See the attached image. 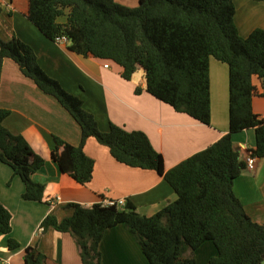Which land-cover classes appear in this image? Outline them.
Segmentation results:
<instances>
[{
	"label": "trees",
	"instance_id": "16d2710c",
	"mask_svg": "<svg viewBox=\"0 0 264 264\" xmlns=\"http://www.w3.org/2000/svg\"><path fill=\"white\" fill-rule=\"evenodd\" d=\"M234 14L233 0H138L135 7L115 0H28L27 18L44 36L51 40L66 36L72 52L115 62L124 79L141 67L149 94L204 124L210 122L209 59L227 65L228 132L168 170L144 132L115 124L101 131L82 100L39 66L30 45L16 36L0 37V73L4 58L12 59L79 125L78 145L52 136L51 158L63 173L80 184L91 180L94 161L84 152V145L93 137L116 161L162 175L176 194L175 200L150 216L139 214L131 201L124 208L101 202L90 207L70 203V217L59 221L53 215L45 216L42 229L69 233L82 264H100L99 242L106 229L118 224L134 237L149 264H196L194 251L205 241H211L217 252L208 264L263 261L264 223L248 216L233 191V181L246 164L232 135L253 129L252 153L264 157V119L252 109L256 93L252 77L264 87V29L256 28L243 38ZM61 17L63 22L58 21ZM9 113L0 108V162L24 183L22 198L40 202L44 185L31 175L44 160L21 135L4 127ZM10 231L11 213L0 202V233ZM7 243L10 249L19 247L13 238ZM23 261L46 264V257L27 246Z\"/></svg>",
	"mask_w": 264,
	"mask_h": 264
},
{
	"label": "crops",
	"instance_id": "0c3cea01",
	"mask_svg": "<svg viewBox=\"0 0 264 264\" xmlns=\"http://www.w3.org/2000/svg\"><path fill=\"white\" fill-rule=\"evenodd\" d=\"M115 1L128 7L138 5V0ZM233 3L234 22L241 37H247L256 28L264 29V0H233ZM27 11L28 0H0V37L9 40L16 36L30 45L39 66L67 92L82 100L83 108L94 116L101 131H108L110 124H115L129 131L144 132L152 147L162 155L166 170L228 132V67L225 63L213 57L209 59L210 122L204 124L149 94L141 67L130 79H124L121 66L115 62L82 56L68 49V44L44 36L28 20ZM64 20L63 17L58 19ZM252 83L256 87L252 109L264 118V87L256 76L252 77ZM0 108L10 111L3 120L4 127L21 135L44 160L42 167L31 175L32 180L44 185L40 202L24 200V183L8 165L0 162V202L11 213L10 233H0L1 264H24L27 246L43 253L46 264H82L79 249L69 233L52 227L38 230L47 215L59 221L70 217L73 213V208L68 206L70 203L90 207L104 199L123 198L131 201L139 214L150 216L175 200L174 190L162 175L116 161L108 148L93 137L84 145V152L94 161L91 180L80 184L63 173L51 158L52 136L78 145L79 125L10 58H4L1 68ZM232 141L244 159L245 151L255 147L254 130L235 133ZM233 191L248 216L263 224L264 157L256 159L254 169L242 170L233 181ZM9 238L16 240L19 247L10 249ZM99 251L100 264H149L122 224L106 229ZM216 253L211 241L203 242L194 251L196 264L199 260L208 264ZM260 264H264V259Z\"/></svg>",
	"mask_w": 264,
	"mask_h": 264
},
{
	"label": "built area",
	"instance_id": "2783aa9c",
	"mask_svg": "<svg viewBox=\"0 0 264 264\" xmlns=\"http://www.w3.org/2000/svg\"><path fill=\"white\" fill-rule=\"evenodd\" d=\"M54 41L60 44H69V40L67 39L66 36H56L54 38ZM104 67H108V64H105ZM264 119V118H263ZM258 157L255 156L252 153V149H248L245 151V156H244V161L246 164V169L252 170L254 169L255 166V161ZM58 199V197H56ZM102 204L104 205H108V206H116L118 208H124L125 204H126V200L123 198H118V199H104L102 202ZM39 231H42V227H39L38 229Z\"/></svg>",
	"mask_w": 264,
	"mask_h": 264
},
{
	"label": "rangeland",
	"instance_id": "374dc122",
	"mask_svg": "<svg viewBox=\"0 0 264 264\" xmlns=\"http://www.w3.org/2000/svg\"><path fill=\"white\" fill-rule=\"evenodd\" d=\"M117 1H118V0H117ZM198 264H204V262L201 261V260H199V261H198Z\"/></svg>",
	"mask_w": 264,
	"mask_h": 264
}]
</instances>
